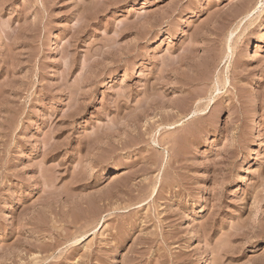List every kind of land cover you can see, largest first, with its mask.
<instances>
[{
    "label": "rangeland",
    "instance_id": "1",
    "mask_svg": "<svg viewBox=\"0 0 264 264\" xmlns=\"http://www.w3.org/2000/svg\"><path fill=\"white\" fill-rule=\"evenodd\" d=\"M205 263L264 264V0H0V264Z\"/></svg>",
    "mask_w": 264,
    "mask_h": 264
},
{
    "label": "bare ground",
    "instance_id": "2",
    "mask_svg": "<svg viewBox=\"0 0 264 264\" xmlns=\"http://www.w3.org/2000/svg\"><path fill=\"white\" fill-rule=\"evenodd\" d=\"M194 114H196V112H194ZM193 114V115H194ZM256 140L257 139H259L258 137V130H257V128L255 129V131H254V136H253ZM255 140V144L253 145V148L251 149V151H250V153H252V154H250V162H251V164L250 165H253L254 163H255V161L257 160V158L260 156V154H261V145H263V143L261 144V143H257V141ZM206 264V263H205Z\"/></svg>",
    "mask_w": 264,
    "mask_h": 264
}]
</instances>
